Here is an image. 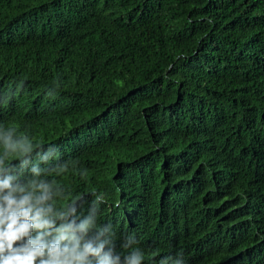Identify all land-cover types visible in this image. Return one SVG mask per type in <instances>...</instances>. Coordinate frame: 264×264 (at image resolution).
<instances>
[{
	"label": "trees",
	"instance_id": "16d2710c",
	"mask_svg": "<svg viewBox=\"0 0 264 264\" xmlns=\"http://www.w3.org/2000/svg\"><path fill=\"white\" fill-rule=\"evenodd\" d=\"M9 133L115 264H264V0H0Z\"/></svg>",
	"mask_w": 264,
	"mask_h": 264
},
{
	"label": "clouds",
	"instance_id": "9594fccd",
	"mask_svg": "<svg viewBox=\"0 0 264 264\" xmlns=\"http://www.w3.org/2000/svg\"><path fill=\"white\" fill-rule=\"evenodd\" d=\"M26 136L13 140L11 133L2 138L0 151V264H115L111 249L103 252L107 240L89 236L95 227L88 216L80 223L69 220L68 204L58 206L56 200L64 196L53 192L54 182L36 177L43 172L37 164L30 169L31 179L21 181L27 157L39 149ZM39 156V151H36ZM10 157L21 161L16 169ZM44 160L45 157H40ZM54 197H56L54 199ZM82 199L81 196L73 198ZM75 213V208L70 209ZM87 237V238H86ZM95 244V246H94ZM139 256L125 258L127 264H138Z\"/></svg>",
	"mask_w": 264,
	"mask_h": 264
}]
</instances>
